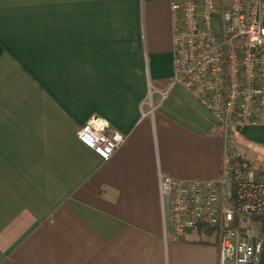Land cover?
<instances>
[{"label":"crops","instance_id":"obj_1","mask_svg":"<svg viewBox=\"0 0 264 264\" xmlns=\"http://www.w3.org/2000/svg\"><path fill=\"white\" fill-rule=\"evenodd\" d=\"M172 59L169 0H0V264H218L213 229L164 236L158 175L264 172V125L159 100ZM92 116L125 136L107 161L76 138Z\"/></svg>","mask_w":264,"mask_h":264},{"label":"built area","instance_id":"obj_2","mask_svg":"<svg viewBox=\"0 0 264 264\" xmlns=\"http://www.w3.org/2000/svg\"><path fill=\"white\" fill-rule=\"evenodd\" d=\"M169 18L173 76L157 91L159 100L180 85L225 130L264 125V0H169ZM76 138L102 161L125 141L99 116L90 117ZM158 187L165 237L208 227L216 232L218 264H259L264 172L233 164L226 152L218 177L159 173Z\"/></svg>","mask_w":264,"mask_h":264},{"label":"trees","instance_id":"obj_3","mask_svg":"<svg viewBox=\"0 0 264 264\" xmlns=\"http://www.w3.org/2000/svg\"><path fill=\"white\" fill-rule=\"evenodd\" d=\"M232 162H233V164H237V165L244 164L247 167H252L249 164H247L246 162H244V161L242 162V161H240V160H238L236 158H232Z\"/></svg>","mask_w":264,"mask_h":264},{"label":"water","instance_id":"obj_4","mask_svg":"<svg viewBox=\"0 0 264 264\" xmlns=\"http://www.w3.org/2000/svg\"><path fill=\"white\" fill-rule=\"evenodd\" d=\"M259 264H264V244L262 245V249L260 252Z\"/></svg>","mask_w":264,"mask_h":264},{"label":"rangeland","instance_id":"obj_5","mask_svg":"<svg viewBox=\"0 0 264 264\" xmlns=\"http://www.w3.org/2000/svg\"><path fill=\"white\" fill-rule=\"evenodd\" d=\"M229 129H232V128H229ZM259 159H261V160H262V158H259ZM256 163H260V162H258V161H257Z\"/></svg>","mask_w":264,"mask_h":264}]
</instances>
